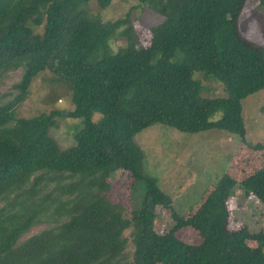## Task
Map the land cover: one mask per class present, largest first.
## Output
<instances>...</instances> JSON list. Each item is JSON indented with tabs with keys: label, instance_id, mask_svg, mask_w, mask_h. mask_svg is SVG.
<instances>
[{
	"label": "trees",
	"instance_id": "1",
	"mask_svg": "<svg viewBox=\"0 0 264 264\" xmlns=\"http://www.w3.org/2000/svg\"><path fill=\"white\" fill-rule=\"evenodd\" d=\"M133 1L160 17L147 46L132 27L118 31L128 18L103 22L91 12L112 0H0V72L21 71L14 94L3 96L11 100L0 103V264H264L263 234L226 229V202L237 190L264 207V165L240 183L224 176L184 220L144 170L136 140L161 125L189 135L217 129L245 142L242 101L264 91V49L234 27L246 0ZM117 38L126 46L115 49ZM43 72L69 87L70 108L16 118L15 105ZM203 80L224 96L204 95ZM63 117L81 122L64 150L50 136ZM118 171L137 186L130 195L140 207L130 213L111 200ZM158 206L173 223L163 234L155 232ZM186 227L199 244L177 237ZM246 240L260 247L251 251Z\"/></svg>",
	"mask_w": 264,
	"mask_h": 264
},
{
	"label": "rangeland",
	"instance_id": "2",
	"mask_svg": "<svg viewBox=\"0 0 264 264\" xmlns=\"http://www.w3.org/2000/svg\"><path fill=\"white\" fill-rule=\"evenodd\" d=\"M257 1L246 0L238 22L234 27L237 32L253 47L264 49V8L257 9ZM250 4V7H249ZM133 0H112L110 5L102 10L90 8L92 13H99L102 21L114 22L128 18L130 23L122 25L118 30L132 27L137 36L141 37V45L147 46L151 38L149 28L160 22L154 8L147 5L143 9L136 8ZM249 7V8H248ZM42 33V28L36 30ZM126 46V41L117 38L114 48ZM21 76V71L0 72V103H6L14 94L12 86ZM206 87L204 95L209 98L224 96L222 88L217 83L203 80ZM69 87L59 82L51 74L43 72L32 82L28 97L16 104V118H33L51 111H62L70 108ZM242 111L245 124V142L237 137L225 134L224 131L212 129L206 132L189 135L182 134L161 125L153 126L136 136L143 153L144 170L158 180L160 189L171 199L172 207L184 220L191 217L209 195L216 183L224 176L240 183L264 165V91L246 97L242 101ZM219 117V115H217ZM98 120V116L94 118ZM58 126L50 130L60 149H68L75 145L74 135L81 126L80 120L57 118ZM111 186V200L126 211L133 212L140 207L139 197L131 196V190L136 186L131 175L118 171L114 175ZM235 196L226 202L229 217L226 229L237 232L247 228L250 233L264 235V207L252 196L243 197L244 193L237 190ZM70 206V199L65 200ZM158 220L155 232L164 233L171 226L170 211L162 207L155 208ZM68 216L63 215L57 223L63 224ZM53 224V223H52ZM47 225H37L24 234L18 243L45 229ZM164 229V230H163ZM187 244H199L201 239L196 231L188 227L182 228L176 234ZM257 240H246L245 246L255 251L260 246ZM264 256V245L261 247Z\"/></svg>",
	"mask_w": 264,
	"mask_h": 264
}]
</instances>
